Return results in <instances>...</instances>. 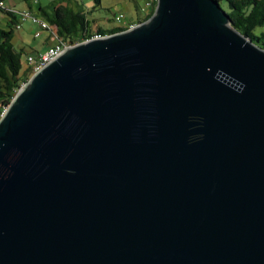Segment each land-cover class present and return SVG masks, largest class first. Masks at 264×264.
Segmentation results:
<instances>
[{
	"label": "water",
	"instance_id": "obj_1",
	"mask_svg": "<svg viewBox=\"0 0 264 264\" xmlns=\"http://www.w3.org/2000/svg\"><path fill=\"white\" fill-rule=\"evenodd\" d=\"M0 264H264V49L218 1L157 0L19 88Z\"/></svg>",
	"mask_w": 264,
	"mask_h": 264
},
{
	"label": "trees",
	"instance_id": "obj_2",
	"mask_svg": "<svg viewBox=\"0 0 264 264\" xmlns=\"http://www.w3.org/2000/svg\"><path fill=\"white\" fill-rule=\"evenodd\" d=\"M23 1L27 3L29 11L32 12L29 1ZM101 1L94 0L98 6ZM216 1L226 13L231 26L241 35L252 40L259 48L264 49V32L256 33L259 29L264 28V0ZM32 2L34 4V0ZM36 5H38L36 9L38 17L45 20L51 27L56 28L58 40L69 45L80 44L91 39L95 34L99 36L112 35L126 30V28L104 30L99 27L95 32L92 31V21L88 19L87 12L84 11L80 0H48L45 5L41 6L39 2ZM154 5L150 14L141 20L142 22L152 16ZM0 11L10 18L8 30L0 28V106L7 107L20 86L28 82L30 74L28 68L25 66L23 69L22 66V59L28 53L13 44V28L18 23V16L11 9Z\"/></svg>",
	"mask_w": 264,
	"mask_h": 264
},
{
	"label": "rangeland",
	"instance_id": "obj_3",
	"mask_svg": "<svg viewBox=\"0 0 264 264\" xmlns=\"http://www.w3.org/2000/svg\"><path fill=\"white\" fill-rule=\"evenodd\" d=\"M31 4V9L34 14H37V7L33 4V0H28ZM39 4L45 5L48 0H36ZM149 0H102L100 6L96 5L94 0H80L84 11L87 12L88 19L92 21L93 29L95 32L97 28L104 30H112L125 27L128 22L138 23L150 13L151 9L146 6ZM7 6H13L12 10L17 14L23 10H29L28 5L23 0H3ZM122 15L123 18L120 22L115 20V17ZM9 17L4 12L0 11V28L8 30ZM13 44L17 48H23L26 53L33 54V52H42L45 48L42 47L45 41V34L41 38H34V31L36 26L31 21H26L21 24L20 30L15 27ZM264 32V28L259 29L256 33ZM94 34V33H93ZM83 43V42H82ZM23 69L25 67V56L22 59Z\"/></svg>",
	"mask_w": 264,
	"mask_h": 264
},
{
	"label": "built area",
	"instance_id": "obj_4",
	"mask_svg": "<svg viewBox=\"0 0 264 264\" xmlns=\"http://www.w3.org/2000/svg\"><path fill=\"white\" fill-rule=\"evenodd\" d=\"M156 1L157 0H149L146 3V6L151 9L153 7V4L156 5ZM37 3L38 1L34 0V5H36ZM12 8H13L12 6L6 7L3 0H0V10H10L11 9V11H13ZM149 14L150 13H148L147 15ZM146 16H144V18ZM122 18L123 16L119 15L118 17H115V20L117 22H120ZM141 20L137 21L138 23L128 22V24L125 27H121V28H126V30L135 29L142 22ZM26 21H31V23L36 26V30L34 31V35H33L35 39L41 38V36L45 34V41L43 43V45L45 46V49L42 52H35L34 54H28L25 57V66L26 68H28L30 78H31L32 76L39 73L42 69H44L47 65L55 61L68 48H70L73 45H69L63 42L62 40H58V37L56 34V28L51 27L45 20L36 16L33 12L29 10H23L22 12L18 14V23L15 28L17 30H20L21 24ZM98 38H100V36L95 34L91 39H98ZM89 40H86L83 43ZM24 85L25 83L22 84L20 87L22 88ZM18 91L19 89L17 90V92ZM8 106L7 107L0 106V122L2 118L5 116V114L7 113Z\"/></svg>",
	"mask_w": 264,
	"mask_h": 264
},
{
	"label": "crops",
	"instance_id": "obj_5",
	"mask_svg": "<svg viewBox=\"0 0 264 264\" xmlns=\"http://www.w3.org/2000/svg\"><path fill=\"white\" fill-rule=\"evenodd\" d=\"M38 5H36V7H37ZM13 7V6H12ZM42 47H44L45 48V46L43 45Z\"/></svg>",
	"mask_w": 264,
	"mask_h": 264
}]
</instances>
